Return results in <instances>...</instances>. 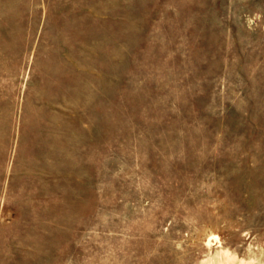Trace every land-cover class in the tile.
<instances>
[{"label":"rangeland","instance_id":"1","mask_svg":"<svg viewBox=\"0 0 264 264\" xmlns=\"http://www.w3.org/2000/svg\"><path fill=\"white\" fill-rule=\"evenodd\" d=\"M223 253L264 264V0H0V264Z\"/></svg>","mask_w":264,"mask_h":264},{"label":"bare ground","instance_id":"2","mask_svg":"<svg viewBox=\"0 0 264 264\" xmlns=\"http://www.w3.org/2000/svg\"><path fill=\"white\" fill-rule=\"evenodd\" d=\"M222 258H223V259H222ZM216 259L219 260V264H223L222 260H223L224 262L230 264V262H229V260H228L229 257L227 256V254H224V253H223V254L217 255ZM209 264H211V263H209Z\"/></svg>","mask_w":264,"mask_h":264}]
</instances>
